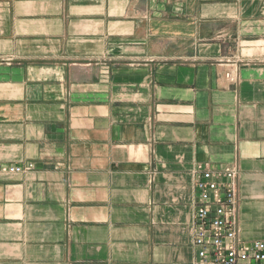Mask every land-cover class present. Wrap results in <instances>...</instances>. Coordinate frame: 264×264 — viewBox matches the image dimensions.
Returning a JSON list of instances; mask_svg holds the SVG:
<instances>
[{"label":"crops","instance_id":"obj_1","mask_svg":"<svg viewBox=\"0 0 264 264\" xmlns=\"http://www.w3.org/2000/svg\"><path fill=\"white\" fill-rule=\"evenodd\" d=\"M31 164L0 264H193L198 166L264 241V0H0V167Z\"/></svg>","mask_w":264,"mask_h":264},{"label":"built area","instance_id":"obj_2","mask_svg":"<svg viewBox=\"0 0 264 264\" xmlns=\"http://www.w3.org/2000/svg\"><path fill=\"white\" fill-rule=\"evenodd\" d=\"M236 84V72L227 75ZM33 168L0 167V174H23ZM197 203L195 212L193 264H264V241H246L238 220L240 172L229 165L221 172L198 166L196 172Z\"/></svg>","mask_w":264,"mask_h":264}]
</instances>
